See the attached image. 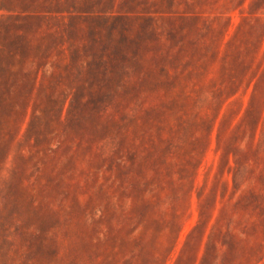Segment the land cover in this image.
Wrapping results in <instances>:
<instances>
[{
    "label": "rangeland",
    "instance_id": "obj_1",
    "mask_svg": "<svg viewBox=\"0 0 264 264\" xmlns=\"http://www.w3.org/2000/svg\"><path fill=\"white\" fill-rule=\"evenodd\" d=\"M0 264H264V0H0Z\"/></svg>",
    "mask_w": 264,
    "mask_h": 264
}]
</instances>
